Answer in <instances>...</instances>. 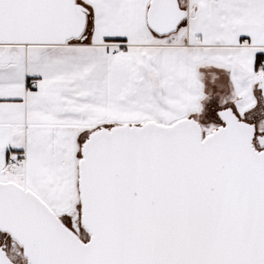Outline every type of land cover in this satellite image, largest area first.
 I'll return each mask as SVG.
<instances>
[{
    "label": "snow or ice",
    "instance_id": "6c2138e0",
    "mask_svg": "<svg viewBox=\"0 0 264 264\" xmlns=\"http://www.w3.org/2000/svg\"><path fill=\"white\" fill-rule=\"evenodd\" d=\"M0 264H264V0H0Z\"/></svg>",
    "mask_w": 264,
    "mask_h": 264
}]
</instances>
